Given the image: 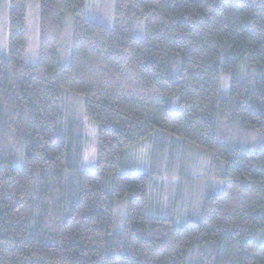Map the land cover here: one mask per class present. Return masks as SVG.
Wrapping results in <instances>:
<instances>
[{"label": "trees", "instance_id": "obj_1", "mask_svg": "<svg viewBox=\"0 0 264 264\" xmlns=\"http://www.w3.org/2000/svg\"><path fill=\"white\" fill-rule=\"evenodd\" d=\"M0 264H264V0H0Z\"/></svg>", "mask_w": 264, "mask_h": 264}, {"label": "rangeland", "instance_id": "obj_2", "mask_svg": "<svg viewBox=\"0 0 264 264\" xmlns=\"http://www.w3.org/2000/svg\"><path fill=\"white\" fill-rule=\"evenodd\" d=\"M93 2V0H91ZM97 0H94L96 2ZM88 135L89 141L87 144V149L85 153V166L86 169H92L95 165V157H96V130L93 125H88Z\"/></svg>", "mask_w": 264, "mask_h": 264}]
</instances>
